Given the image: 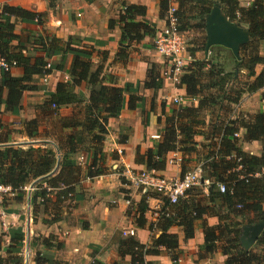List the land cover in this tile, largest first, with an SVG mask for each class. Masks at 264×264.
<instances>
[{
    "label": "trees",
    "instance_id": "obj_1",
    "mask_svg": "<svg viewBox=\"0 0 264 264\" xmlns=\"http://www.w3.org/2000/svg\"><path fill=\"white\" fill-rule=\"evenodd\" d=\"M55 1L48 0L49 6L53 7ZM174 2L180 31L205 34V17L214 2H218L230 21L248 29L249 41L239 49L240 60L230 50L214 47L229 54L219 63L195 57L196 52H204L205 35L198 48L187 49L193 60L180 78V88L188 98L197 101V106L180 107L164 120L158 118L157 122L163 126L160 140L153 149L139 155L136 162L147 171H164L168 153L178 152L182 161H188L185 157L195 154L199 146L195 137L202 136L206 144L201 148L206 151L199 165L202 178L210 182V191L204 193L202 187H193L175 204H169L163 197L160 216L148 226L145 219L148 210L146 196L157 195L146 191L149 194L132 209L137 227L147 226L150 232L154 231L151 242L142 245L134 237L122 239L117 245V256L119 259L129 257L130 264H148L145 258L156 255L158 249L163 248L172 260H177L180 254L178 238L169 233L170 228H181L184 237L191 239L195 229L201 227L206 255L219 253L225 258L224 264H264V230L250 249L244 250L240 242L245 225L264 221V176L254 177L264 169V111L255 113L249 120L239 119L238 115L235 119H227L226 115L243 95L264 89V55L259 50L260 43L264 42V0H253L247 8L240 6V0ZM159 8L160 17L167 22L168 0H160ZM145 15V7L129 5L121 10L116 21L108 22L109 29L116 24L120 26V47L115 61L126 62L133 44L140 43L145 37H155L157 32L153 27L137 21ZM12 18L41 25L46 15L20 7H4L0 13V57L14 62L15 68L22 71L20 77H14L10 72L0 73V109L3 107L5 113H19L23 93L39 89L34 82L35 77L49 75L53 68L61 71V65H50L52 56L70 54L73 57L68 71L70 82H59L55 91L48 93L38 106L36 118L23 122L20 130L15 132L30 140L40 139L38 146L24 148L14 145L9 140L12 131L2 123L0 111V129L6 133L0 142V184L19 195L25 186L33 183L36 190L30 198V205L35 212L42 208L43 214L51 216V220L44 221V224H53L61 221V206L71 198L75 185L82 179L92 180L109 171L102 149L106 127L110 118L119 115L124 94L131 92L130 85L118 87L115 77L104 73L102 64L94 66V48L84 45L78 38L63 40L44 34L35 41L43 55L24 54L25 49L14 34ZM210 51L213 53V47ZM258 66L262 68L257 74ZM241 73L246 75L245 81L239 80ZM83 84L89 88L87 98L75 92ZM160 86L159 71L155 65H150L143 87L156 92ZM134 93L131 92L128 100L130 109L144 101ZM67 107L73 108L71 114L61 115L60 110ZM241 129L244 131L242 137H235ZM252 142L261 145L259 156L242 150L243 143ZM79 154L85 156L84 171L79 164L73 163ZM120 181L125 184L123 178ZM219 184L225 186L224 193L217 190ZM52 192L54 199L49 197ZM127 213L130 214L129 211ZM208 217L217 218V224L207 225ZM155 231L160 232L157 238ZM48 238L42 240V245L56 249L62 247L55 237L52 242ZM4 239L8 240L7 243ZM23 240L20 228H11L0 235V264H23ZM43 262L37 255L35 263ZM111 264L120 263L113 261Z\"/></svg>",
    "mask_w": 264,
    "mask_h": 264
},
{
    "label": "crops",
    "instance_id": "obj_2",
    "mask_svg": "<svg viewBox=\"0 0 264 264\" xmlns=\"http://www.w3.org/2000/svg\"><path fill=\"white\" fill-rule=\"evenodd\" d=\"M174 1L168 0V9L175 3ZM252 1L240 0V6L247 8L252 4ZM159 3L160 0H56L54 6L50 7L48 0H0V13L4 7H20L46 15L45 22L41 25L21 22L15 18L11 19L14 24V34L25 49L24 54L43 55L35 41L43 37L44 34L54 35L63 40L68 37L78 38L84 45L94 48L95 53L92 58L94 66L102 64L104 73L114 76L118 87L130 85L129 90L144 100L130 109L128 100L131 92L124 94L119 115L108 120L107 135L102 146L103 152L106 154V167L109 168V171L92 180L82 179L78 185H75L73 195L63 203V205L71 206V208L68 207L70 212L64 211L63 213L64 217H68L67 221L61 220L53 224H44L40 218H46L47 214H43L40 210L37 212L38 214L35 213L34 207L30 205V199L27 201L25 192L3 200L0 209L5 211L6 216H0V228L3 229L1 233L6 234L11 228L21 229L24 234L21 253L23 251L27 257L24 264H36L37 255L41 261H44L42 264H94L96 262L111 264L113 261L130 264L129 257L118 258V242L127 237H134L142 245L150 244L154 231L150 232L147 226L156 221L153 214L163 206V197L157 193V197H148L146 196L149 194L148 192L142 189L139 191L138 188L131 185L129 180L131 175L146 170L143 165L136 162L139 155L153 149L160 140L163 126L157 122V119H164L172 115L173 111L180 107H195L197 101L188 98L180 86L176 87L161 77L166 64L164 58L154 50V38L145 37L140 43L133 44L129 48L126 62L115 61V55L120 47V26L116 24L112 29H109L108 22L116 21L118 14L125 6H142L146 9V15L138 18L137 21L148 23L158 33L166 26V21L160 17ZM183 37L186 46L184 58L186 63L190 64L193 60L187 50L192 46L187 43L190 31L183 32ZM260 45L264 46V42H261ZM210 50L207 57L203 56L204 59L210 60L216 49L213 47V53ZM260 54L264 55V47L260 49ZM203 55H205L204 52ZM101 56L105 57V60H102ZM195 57L199 58V52L195 53ZM72 60L73 57L70 54L52 56L49 61L50 65L52 67L61 65V71L53 68L49 75L35 77L34 82L39 89L23 93L20 102L22 109L18 114L5 113L1 107L2 123L8 127V130L11 126L14 128V132L12 131L9 138L13 144L24 148L40 144V139L30 140L15 132L20 130L23 122L36 118L38 106L48 93L55 91L59 82H70L68 71ZM150 65H155L159 71L161 86L156 92L143 87ZM261 68L260 66V69H256L257 74ZM10 74L20 77L22 71L20 68H13ZM88 91L89 88L86 84L75 89V92L83 98L88 97ZM175 97H181V102L174 103ZM262 97L264 98V89L251 95H243L237 104L232 105L229 117L235 119L238 115L241 117L239 119L249 120L255 113L263 112L264 99ZM72 110V107L62 108L61 115L67 116L71 114ZM17 125L18 127H16ZM243 132L242 129L239 131V138L242 137ZM5 134L0 129V142L4 140ZM195 141L199 145L197 151L200 150L198 157H201V153L204 155L206 151L201 148V145L206 144V141L202 136H196ZM242 150L249 155L259 156L261 145L258 142L243 143ZM196 157L195 154H192L185 157L188 161H182L180 153H168L165 170L153 172L166 178L180 177L187 167L195 169L200 164H197ZM84 161V154H79L74 158L73 163L79 164L84 171ZM120 178L125 180V184L121 183ZM34 192H31L30 198ZM144 196H146L148 206L145 213L147 226L139 228L135 224V212L132 207L139 203ZM21 197L25 200L23 203L19 200ZM49 197L54 199V194ZM4 203L10 205L4 207ZM19 210H24V218H21L17 212ZM128 211L130 214L127 213ZM36 214L38 218L35 216ZM206 223L209 226H214L217 224V218L208 217ZM169 233L177 235L180 252L178 259L172 260L163 248H159L156 255L145 258L146 263L224 264L225 258L219 253L212 255L204 253L201 227L195 229L194 237L191 239H186L182 229L178 227L170 228ZM39 234L43 239L50 235L54 236L62 244V247L59 249L45 247L42 243L32 241V238L38 237ZM159 235L160 232L155 231V238ZM7 241L4 239V243Z\"/></svg>",
    "mask_w": 264,
    "mask_h": 264
},
{
    "label": "built area",
    "instance_id": "obj_3",
    "mask_svg": "<svg viewBox=\"0 0 264 264\" xmlns=\"http://www.w3.org/2000/svg\"><path fill=\"white\" fill-rule=\"evenodd\" d=\"M175 12L176 5L174 3L170 5V8L168 9L165 28L156 33L154 37L153 47L155 52L164 58L166 64L161 73V77L172 83L174 86L179 87L180 78L189 64L186 63L184 58V54L186 53L185 39L183 37V32L179 30L178 18L175 15ZM13 68H15L14 62H7L4 58L0 57V73H8ZM47 68H49V65ZM173 102L180 103L181 97H175ZM234 136L238 137V134H235ZM260 176H264V169L260 173L254 175V177ZM129 182L135 188L145 191H153L161 195L169 204H175L179 199L186 197L187 192L193 187H202L204 193H207V188L210 187L209 180L202 178L201 165H198L192 171H188L177 178H166L156 175L153 171L144 170L131 175ZM35 190L36 187L33 183H30L22 189L26 194L27 201L30 199L31 192H34ZM217 190L220 193H224L225 186L219 184L217 185ZM15 195L16 192L10 187L0 184V205L5 198H12L15 197ZM0 216H6L4 210L0 209ZM159 216L158 209L154 212L153 217L157 219ZM128 234L133 235L132 233Z\"/></svg>",
    "mask_w": 264,
    "mask_h": 264
},
{
    "label": "water",
    "instance_id": "obj_4",
    "mask_svg": "<svg viewBox=\"0 0 264 264\" xmlns=\"http://www.w3.org/2000/svg\"><path fill=\"white\" fill-rule=\"evenodd\" d=\"M205 46L207 57L211 47L219 46L231 51L240 60L239 49L249 41L248 29L230 21L222 12L221 5L214 2L210 13L205 17ZM15 145V144H14ZM210 188L208 189V192ZM264 230V221L242 228L240 242L244 250L250 249Z\"/></svg>",
    "mask_w": 264,
    "mask_h": 264
},
{
    "label": "rangeland",
    "instance_id": "obj_5",
    "mask_svg": "<svg viewBox=\"0 0 264 264\" xmlns=\"http://www.w3.org/2000/svg\"><path fill=\"white\" fill-rule=\"evenodd\" d=\"M193 23H195V21H193ZM204 33L203 32H198V31H190V38H189V40L187 41V43L189 44V45H192V46H190V48L191 47H193V48H198L200 45H201V43L203 42V37H204ZM191 39V40H190ZM264 46H262V45H260V48H259V50L260 49H262ZM203 56H204V58H205V55H203V52H199V58L200 57H202L203 58ZM226 57H229V54H227V52L226 51H223L221 48H217L216 50H215V52H214V54H213V56H211V58H210V61L212 60V61H214V62H217V63H219V62H222L223 61V59L224 58H226ZM256 69L258 70V69H260V66H258V67H256ZM239 80L240 81H245L246 80V75H244L243 73H241V74H239ZM263 98V97H262ZM264 99V98H263ZM173 105H175V104H173ZM150 107H151V105H150ZM232 107V106H231ZM163 108V107H162ZM153 109V108H152ZM164 109V108H163ZM179 109V108H178ZM225 115V114H224ZM227 115V119H228V117H229V115H230V112L228 113V114H226ZM209 115H207V117H208ZM162 120H164L163 118H162ZM206 120V119H205ZM16 127H18V125L16 126ZM16 127H15V129H16ZM9 130H11V131H13L14 132V128H12V126H11V128H9ZM16 131V130H15ZM36 147V146H35ZM200 154V150H198L197 151V153H195V156H197L196 157V160H197V164L198 163H200L202 160H203V157H204V155H202V153H201V157H198V155ZM200 160V161H199ZM193 170V168L192 169H190V168H186L185 169V173H187L188 171H192ZM139 191H142L141 189H139ZM51 194H54V192H52ZM6 200H8V198H6ZM5 200V201H6ZM19 200H21V202L23 203L25 200L23 199V197H21V199H19ZM21 203V204H22ZM9 206L10 204H8V203H4V207H6V206ZM68 204H64V205H62L61 206V212H62V214H61V220H66L67 221V219H68V217H64V215H63V213H64V211H66V212H70L69 211V208H71V206H67ZM69 207V208H68ZM40 211H42V209H40ZM39 210L37 211V212H40ZM19 214H20V216H21V218H24V216H23V214H24V210H19V211H17ZM35 212V211H34ZM37 212H35V213H37ZM38 214V213H37ZM35 215L37 218H38V215ZM32 216L34 217V215L32 214ZM43 222L45 221V222H49L50 220H51V216L49 215V214H47V216H46V218H40ZM36 221V220H35ZM72 226H74L75 224H71ZM1 230H3V229H1L0 228V235H2V231ZM51 237V238H50ZM51 242L55 239L54 238V236H53V238H52V236L50 235L49 236V238H48ZM57 239V238H56ZM36 241V242H39L40 244H41V242H42V240H43V238H42V235H38V237H34V238H32V241ZM57 241H59L58 239H57ZM56 243V242H55ZM22 253H23V251H22ZM21 253V257H22V259H23V264L25 263V260H26V255L23 253L22 254Z\"/></svg>",
    "mask_w": 264,
    "mask_h": 264
}]
</instances>
